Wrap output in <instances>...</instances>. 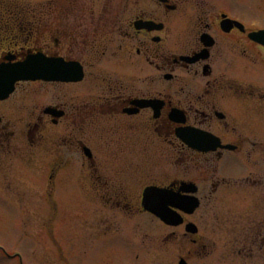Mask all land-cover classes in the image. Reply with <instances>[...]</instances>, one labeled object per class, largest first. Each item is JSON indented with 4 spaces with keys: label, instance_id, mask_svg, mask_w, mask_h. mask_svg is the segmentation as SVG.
<instances>
[{
    "label": "flooded vegetation",
    "instance_id": "obj_1",
    "mask_svg": "<svg viewBox=\"0 0 264 264\" xmlns=\"http://www.w3.org/2000/svg\"><path fill=\"white\" fill-rule=\"evenodd\" d=\"M0 197L47 263L67 209L95 264H264V0H0Z\"/></svg>",
    "mask_w": 264,
    "mask_h": 264
},
{
    "label": "rangeland",
    "instance_id": "obj_2",
    "mask_svg": "<svg viewBox=\"0 0 264 264\" xmlns=\"http://www.w3.org/2000/svg\"><path fill=\"white\" fill-rule=\"evenodd\" d=\"M12 207L13 205L9 201H6L0 197V248L4 251H0V264H13V261L10 260V258L8 259V257H6L5 255H11L13 253L21 254L23 256L22 260H24L25 264H60L59 261H54L52 259H50L49 263H47L44 258L38 257L36 254L33 253V250L31 249L33 239L39 238L42 240L44 238H47L46 235H44V231L38 228L41 226V224H39V218L42 217L41 210L37 211V213H35L36 211L21 212L13 209ZM62 213L63 212L61 211V214ZM73 216L74 214H71V211H69L68 214V210L66 209L64 214L59 216L60 220H58V225L55 224L52 236L54 238L61 239L65 233V237L67 238L70 232L69 237H72V239L71 244L70 242L66 243V246L70 247L69 250H66V254L72 257H76V259H80V255L86 254L87 259L92 260L88 264H95L98 255L101 256L107 254V252L105 251L107 242L103 241L101 243L93 245L91 248L88 247L84 248L83 250H81V248H79V250L75 248L72 241L78 238L77 234L75 233L77 231L78 224L72 219ZM134 226L135 225L130 224L128 230L132 229L131 232L133 233L134 231L135 238L138 241L139 239L141 241V234H137V232L135 231L137 228ZM141 228L146 229L145 227ZM117 243L125 242L118 240ZM41 250L42 247H40L37 253L38 255H42ZM155 254L158 253L155 252ZM69 260H73V258ZM152 261H154L152 262V264H157V262H159L158 258H153ZM85 262L86 261L83 260V264H85ZM164 263L168 264V262ZM112 264L120 263L119 261H117L112 262Z\"/></svg>",
    "mask_w": 264,
    "mask_h": 264
},
{
    "label": "water",
    "instance_id": "obj_3",
    "mask_svg": "<svg viewBox=\"0 0 264 264\" xmlns=\"http://www.w3.org/2000/svg\"><path fill=\"white\" fill-rule=\"evenodd\" d=\"M44 72L41 70H34L29 71L28 74H26L25 70H20L16 72L15 80L16 79H42L45 78V75H43ZM147 209L154 212L155 214L159 215L162 219H164L166 222H170V219L167 217L169 214H167V211H165L164 207H151L147 206Z\"/></svg>",
    "mask_w": 264,
    "mask_h": 264
}]
</instances>
